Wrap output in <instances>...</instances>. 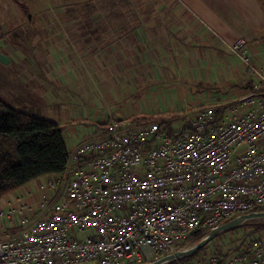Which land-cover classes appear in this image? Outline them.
Segmentation results:
<instances>
[{
  "label": "built area",
  "instance_id": "obj_1",
  "mask_svg": "<svg viewBox=\"0 0 264 264\" xmlns=\"http://www.w3.org/2000/svg\"><path fill=\"white\" fill-rule=\"evenodd\" d=\"M247 43L231 47L248 83L232 116L216 122L214 109L201 107L171 132L154 121L110 119L75 147L57 179L40 185L49 191L30 229L0 234V264H149L192 247L184 245L192 231L264 206V65ZM22 199L16 193L8 203ZM225 251L160 264H264L260 239Z\"/></svg>",
  "mask_w": 264,
  "mask_h": 264
},
{
  "label": "rangeland",
  "instance_id": "obj_2",
  "mask_svg": "<svg viewBox=\"0 0 264 264\" xmlns=\"http://www.w3.org/2000/svg\"><path fill=\"white\" fill-rule=\"evenodd\" d=\"M76 1L24 0L29 8L36 3H41V6L60 4L64 8L62 17L67 18L76 17L83 11L75 8ZM23 12L22 15L26 22L22 27L15 28L16 25L11 23L6 25L7 32L5 34L2 35L0 32V49L10 50L6 47L10 45L11 49L20 56L22 62L10 64L0 61V99L8 96H2V92H6L5 85L10 83L13 97H7L11 100L9 102L13 101L15 107L20 109L24 106L23 110L61 125L70 153L79 142L88 136L92 137L97 132V123L108 121L110 117L120 116L128 119L135 114L148 115L154 122H162L163 119L172 120L173 126L177 128L184 112L193 113L201 107L214 108L232 103L246 92L244 83L240 81L243 75L232 72L231 70L234 71L233 67L227 64V60H229L238 66V63H241L240 59L232 54L226 58L222 54L224 45L217 40L215 41L217 52L211 54L210 59H200L203 70L207 74H202L201 77L195 76V81L190 79L191 74L164 73L160 76L155 73L136 74L133 71H130V74L115 75L113 78L106 70L104 73L97 74L91 67L85 68L80 64L77 65V62H90L91 58L81 57V59L73 55L74 47L63 35L62 41L56 43L53 39V29L58 30V26L52 24L51 26H38L36 21L28 22L27 18L38 17L36 10L24 9ZM1 19L2 14H0V21ZM43 35H46L45 39ZM213 42V37H211L210 41L204 43L212 46ZM199 54L200 52L197 51L196 55ZM200 60L192 59L190 61L189 59L188 61L192 62L195 67L197 65L195 62L198 63ZM24 66L33 68L34 71L18 70V73H15V68ZM58 68L62 72V82L58 81L60 76L57 74L59 73ZM142 70L155 71L153 68ZM47 71L52 73L51 76L46 73ZM31 77H33L32 82L41 79L46 87L44 93L53 98L55 95L60 99L59 102L62 105H57L56 101H53L50 106L42 105L39 95L34 94L30 89L29 80ZM17 80L19 82H16ZM230 116H232L231 109H228L225 117ZM57 177L58 175H51L48 178L55 180ZM46 180L47 177H44L31 182L17 192L0 199V211L7 212V209L12 207L28 204L22 215L0 217V234L2 236H20L30 229L41 213L42 195L49 191L48 188L40 187L41 184H46ZM16 193L23 196L22 201L13 205L8 204L11 198L14 199ZM247 230L246 228L245 231ZM242 233L243 230L219 235L208 243L197 257L209 256L216 250L233 248L239 243ZM261 238L260 240L264 242V232L261 233Z\"/></svg>",
  "mask_w": 264,
  "mask_h": 264
},
{
  "label": "crops",
  "instance_id": "obj_3",
  "mask_svg": "<svg viewBox=\"0 0 264 264\" xmlns=\"http://www.w3.org/2000/svg\"><path fill=\"white\" fill-rule=\"evenodd\" d=\"M21 3L0 0L2 35L7 32V24L13 23L15 28L22 27L26 22L22 15L24 9H34L38 17L31 16L27 21H36L38 26H58V30L53 29L54 41L61 42L63 35L73 45V55L91 58L90 62L76 64L91 67L97 74L104 73V70L113 78L132 71L136 74L155 73L160 76L164 73L191 74L190 79L195 81V76L207 74L200 59H210L211 54L217 52L216 40L224 45L222 54L226 58L232 54L240 59L231 49L240 38L248 42L247 53L252 56L255 64L264 65V8L261 0H77L75 8L83 11L73 18L62 17L64 8L60 4L41 6V3H36L29 8L24 0ZM45 36L43 35L44 39ZM211 37L213 45L205 44ZM6 47L10 50L2 48L0 52L8 57V63H22L20 56L10 45ZM197 51L200 52L198 56ZM189 59L200 61L195 62L197 65L194 67ZM227 64L233 67L232 72L241 73L244 81H240L244 86L248 85L243 63H238V67L227 60ZM147 68L155 71L142 70ZM18 70L34 71L26 66L15 68V73ZM58 70V81L62 82V72L60 68ZM46 73L49 76L52 74L50 71ZM32 78L29 80L30 89L39 95L42 105L50 106L53 101L62 105L55 95L53 98L44 93L46 87L41 79L32 82ZM5 86L6 92H2V96L13 97L12 85L9 83ZM8 96L2 100L14 106L13 101L9 102L11 100ZM185 114L192 112L186 111L181 117ZM112 118L124 119L117 116L110 117L109 120ZM103 122L107 121H101Z\"/></svg>",
  "mask_w": 264,
  "mask_h": 264
},
{
  "label": "trees",
  "instance_id": "obj_4",
  "mask_svg": "<svg viewBox=\"0 0 264 264\" xmlns=\"http://www.w3.org/2000/svg\"><path fill=\"white\" fill-rule=\"evenodd\" d=\"M13 1L22 4L21 0ZM261 2L264 8V0ZM245 86L247 88L248 85ZM233 104L234 102L213 108L217 114L216 122L225 117L227 110ZM130 119L137 124L153 121L148 115H136ZM106 123H97V129H103ZM158 123L163 131L171 132L174 129L172 120L163 119ZM69 157L70 151L66 146L61 125L35 116L0 99V199L17 192L31 182L63 173L67 168ZM253 211H264V206L256 205L250 212ZM225 222L227 221L223 223ZM246 228L247 231H245ZM240 230H243V233L239 243L231 249H226L223 256L243 250L253 239H262L264 220L248 221L222 234ZM210 231V229L192 231L184 245L196 244ZM203 249L188 257L187 260L192 259ZM127 264H146V262Z\"/></svg>",
  "mask_w": 264,
  "mask_h": 264
},
{
  "label": "water",
  "instance_id": "obj_5",
  "mask_svg": "<svg viewBox=\"0 0 264 264\" xmlns=\"http://www.w3.org/2000/svg\"><path fill=\"white\" fill-rule=\"evenodd\" d=\"M0 61L3 63H8L9 59L6 55H4L3 53L0 52ZM255 219H264V211H253V212L238 215L235 218H233V219L215 227L214 229H212L206 237L201 239L199 242L194 244L192 247H190L184 251H178L175 254L168 255V256H166V257H164L158 261H155V262L149 263V264H160L161 262L167 261V260H174L176 258H179V259L187 258V257L197 253L198 251H200L205 246H207L208 243H210L213 239H215L216 237L221 235L223 232L233 230V229L245 224L246 222L252 221Z\"/></svg>",
  "mask_w": 264,
  "mask_h": 264
}]
</instances>
